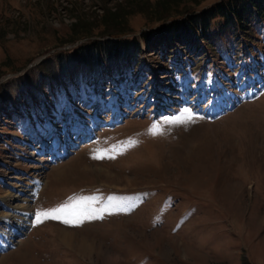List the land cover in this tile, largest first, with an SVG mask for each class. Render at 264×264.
<instances>
[{
    "label": "rangeland",
    "instance_id": "1",
    "mask_svg": "<svg viewBox=\"0 0 264 264\" xmlns=\"http://www.w3.org/2000/svg\"><path fill=\"white\" fill-rule=\"evenodd\" d=\"M154 1L0 0V264H264V14L149 51L134 12L132 58L67 53L75 21ZM78 197L107 211L36 222Z\"/></svg>",
    "mask_w": 264,
    "mask_h": 264
},
{
    "label": "trees",
    "instance_id": "2",
    "mask_svg": "<svg viewBox=\"0 0 264 264\" xmlns=\"http://www.w3.org/2000/svg\"><path fill=\"white\" fill-rule=\"evenodd\" d=\"M180 2V0H155L150 5L148 2L137 3L138 6L142 5L133 6L131 10L123 6L115 9L107 7L93 21H75L70 29L69 39L65 42L69 45L77 42V45L69 50L64 49L59 53L58 59L61 65L69 68L71 64L63 61L66 50L72 56L76 54L79 55V59L93 63L96 60L113 63L132 58L135 53L141 51L138 38L133 35L127 36L132 32L128 27V16L134 12L149 15L152 20L160 22L161 26L153 30H143L140 34L149 51L155 49L154 45L157 46L156 49H160L172 42L184 46L195 42L198 38L208 39L211 21L216 17L223 18L227 25L236 23L241 26L245 24L246 15L264 14V0H227L180 19L178 18ZM105 36L107 38H101Z\"/></svg>",
    "mask_w": 264,
    "mask_h": 264
},
{
    "label": "snow or ice",
    "instance_id": "3",
    "mask_svg": "<svg viewBox=\"0 0 264 264\" xmlns=\"http://www.w3.org/2000/svg\"><path fill=\"white\" fill-rule=\"evenodd\" d=\"M184 112L187 114L185 118H177L173 123H186L192 120L191 111L185 109ZM155 134V131H153ZM131 143H135L134 141ZM95 158L100 159L103 158L100 155H97ZM114 158V157H113ZM94 198L90 197H78V198H70L71 203L62 204L56 208L48 209V210H39L35 213L36 222L41 223L43 219H61L64 223L68 224H81L84 220L98 219L102 218V214L104 211H107V208L104 209H94L89 207V201Z\"/></svg>",
    "mask_w": 264,
    "mask_h": 264
},
{
    "label": "bare ground",
    "instance_id": "4",
    "mask_svg": "<svg viewBox=\"0 0 264 264\" xmlns=\"http://www.w3.org/2000/svg\"><path fill=\"white\" fill-rule=\"evenodd\" d=\"M94 172L101 173V171L97 169H94ZM101 174H103V172ZM66 239L67 241L71 242L70 244L75 245V247H77V249H79L83 254H91L92 250L90 248V245H86L81 241L74 242L72 238L71 239L66 238Z\"/></svg>",
    "mask_w": 264,
    "mask_h": 264
}]
</instances>
